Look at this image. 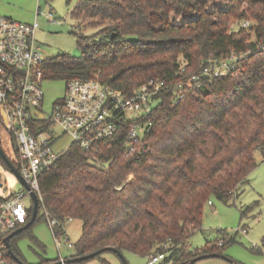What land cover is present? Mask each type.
I'll list each match as a JSON object with an SVG mask.
<instances>
[{"label": "trees", "instance_id": "16d2710c", "mask_svg": "<svg viewBox=\"0 0 264 264\" xmlns=\"http://www.w3.org/2000/svg\"><path fill=\"white\" fill-rule=\"evenodd\" d=\"M210 1L78 0L72 16L81 54L47 57L41 66L46 79L94 77L132 92L159 78L170 87L159 95L150 115L153 127L134 152L128 153L122 129L95 149L72 143L41 173L40 214L24 234L36 239L31 227L46 219L45 209L57 220L59 236L69 219L81 221L73 256L113 246L148 258L168 243L173 264H187L203 253H223L236 241L237 234L220 230L221 238L193 247L191 237L202 227L209 200L229 203L259 165L258 152L264 158V0H229V8L208 10ZM195 12L191 21H175ZM232 18L254 19L256 40L246 27L232 30ZM89 27L94 32L87 34ZM232 49L247 55L229 74L199 86L190 82L208 57ZM181 64L187 66L183 74ZM179 81L184 97L176 101L173 86ZM0 138L14 162L3 114ZM23 231L10 243L30 264L17 246ZM6 257L19 264L7 247ZM51 262L42 256L36 264Z\"/></svg>", "mask_w": 264, "mask_h": 264}, {"label": "built area", "instance_id": "2783aa9c", "mask_svg": "<svg viewBox=\"0 0 264 264\" xmlns=\"http://www.w3.org/2000/svg\"><path fill=\"white\" fill-rule=\"evenodd\" d=\"M47 16L51 18L53 14L50 12ZM249 25L248 20L242 21V27ZM38 27L37 21L27 23L0 17V110L14 140L16 160L12 162L7 157L30 187L25 186L0 156L20 183L13 190H5V182L0 180V190L4 191L0 192V264H14L6 257L5 238L29 221L33 209L31 192L35 191L38 198L41 195V173L51 167L72 143L85 149H95L122 129L125 130L128 153L134 152L143 146L147 132L153 127L150 115L159 103V95L170 87L165 79L150 78L132 92H127L94 77L70 78L65 80L63 97L53 103L50 112H45L43 81L46 78L41 66L47 57L37 44ZM261 48L264 52V45ZM246 55V51L232 49L222 57L210 56L189 80L199 86L207 79L225 76ZM186 68L185 64H181L180 74ZM173 88L176 101L184 97V82H175ZM129 112L134 113L135 118L130 119L127 116ZM59 130L69 135L71 141L56 149L55 143L60 137L56 131ZM208 203L212 204V201ZM42 211L53 231L58 250L62 242L74 246L65 231L61 236L56 233L57 220L51 218L45 209ZM222 243L221 240L219 244ZM167 246L168 243H164L165 248L149 256L148 264H173Z\"/></svg>", "mask_w": 264, "mask_h": 264}, {"label": "rangeland", "instance_id": "374dc122", "mask_svg": "<svg viewBox=\"0 0 264 264\" xmlns=\"http://www.w3.org/2000/svg\"><path fill=\"white\" fill-rule=\"evenodd\" d=\"M78 0H0V17L6 16L13 19L33 23L37 21L39 27L36 31L37 44L46 57L55 56L62 52H68L79 56L81 50L78 45L77 35L73 28L77 20L72 16V10ZM246 2L243 5L246 6ZM230 7L229 0H212L208 3V10L226 9ZM53 16L49 18L48 13ZM198 15L197 12L187 16H174L175 21L181 24L191 21ZM248 20L250 25L246 28L250 31V38L256 40L255 32L250 29L255 24L254 19H234L229 22L232 30L237 31L242 27V21ZM87 34L94 32L93 28L85 31ZM45 92L44 111L50 112L53 103L63 97L65 91L64 79H45L43 81ZM130 119L135 118L134 113H127ZM60 137L55 143L58 149L67 145L71 138L61 130L56 131ZM259 165L250 174V180L245 183L235 196H232L229 203L223 200L213 199V204H207L204 210L202 227L195 231L192 236V243L197 246L205 244L206 240L214 241L223 236L222 232H229L236 235V241L224 248L225 255L231 260L222 257H209L196 261L194 264H264V158L258 152ZM0 180L4 181L5 190H13L19 187L20 183L16 175L8 169L0 160ZM0 192H4L0 190ZM26 202L30 206V200ZM244 211L243 215L241 211ZM40 214V213H39ZM79 221L67 222V233L70 241L77 238L79 232ZM69 229H68V225ZM239 225H245L247 232H239ZM36 239L23 233L17 238V246L22 258L30 264L38 263L42 256L45 258H57L58 249L54 240L53 231L47 219L37 220L31 227ZM226 242V240L224 241ZM73 248L67 245L61 250L63 256L70 255ZM125 255V254H124ZM102 257L109 262L116 258L120 264L123 261L115 253H104ZM129 264H148V258L138 254L130 253L125 255ZM99 261L105 264L100 257H94L84 262H72L68 264H93ZM236 262V263H234ZM111 264H115L111 262Z\"/></svg>", "mask_w": 264, "mask_h": 264}, {"label": "water", "instance_id": "95a60500", "mask_svg": "<svg viewBox=\"0 0 264 264\" xmlns=\"http://www.w3.org/2000/svg\"><path fill=\"white\" fill-rule=\"evenodd\" d=\"M0 120H1V110H0ZM0 156L2 157V159H4V161L7 163V165L10 167V169L16 173V175L18 177H20V179L22 180V182L25 184V186L27 188H30L29 187V184L26 182V180H24L22 178V176L20 175V172L18 170V168H16L14 166V164L10 161V159L7 157V155L5 154L4 150L2 149L1 147V142H0ZM31 195H32V198H33V211H32V216L31 218L29 219V221L15 229L14 231H12L6 238H5V242H6V247L8 249V252L9 254L11 255V257L19 264H27L25 263L21 258L20 256H18L12 249L11 247V243H10V240L13 236H15L16 234H18L19 232H21L23 229L25 228H28L35 220V218L37 217L38 213H39V198H38V195L35 191H32L31 192ZM106 251H112L114 253H116L120 258L121 260L123 261L124 264H129L128 260L126 259L124 253L116 248V247H113V246H105V247H102L100 249H97L95 251H92L90 253H87V254H84V255H78V256H75V257H71V258H67V259H59V260H56L54 262H51V263H48V264H67V263H72V262H80V261H84V260H87V259H90V258H93L103 252H106ZM207 257H222V258H225V259H229L231 260L228 256H226L225 254H221V253H217V252H212V253H203V254H200L192 259L189 260V262L187 264H194L196 261L200 260V259H203V258H207ZM236 263V262H234Z\"/></svg>", "mask_w": 264, "mask_h": 264}, {"label": "crops", "instance_id": "0c3cea01", "mask_svg": "<svg viewBox=\"0 0 264 264\" xmlns=\"http://www.w3.org/2000/svg\"><path fill=\"white\" fill-rule=\"evenodd\" d=\"M11 18V17H10ZM212 204H213V201H212ZM212 204H209V205H212ZM40 210V209H39ZM73 221V220H77V222H78V219H69L67 222H69V221ZM67 224L68 223H66V225H65V232L67 231ZM69 226H70V224L68 225V229H69ZM78 227H79V232H78V236H77V238H75V239H73L74 241H73V245L75 244V242H76V240L80 237V235H81V231H82V224H81V221H79V225H78ZM26 229V228H25ZM24 230V229H23ZM22 230V231H23ZM242 230V232H244V233H246L247 232V228H246V226L245 225H239V228H238V231L240 232ZM20 233V232H19ZM18 233V234H19ZM18 234H16V235H18ZM195 234V233H194ZM15 235V236H16ZM66 236L68 237V239L70 240V237H69V235H68V233L66 232ZM14 237V236H13ZM12 237V238H13ZM11 238V239H12ZM11 241V240H10ZM208 240H206V242H207ZM205 242V243H206ZM63 244H62V246H61V248H60V250H58V257L57 258H52V261L54 262V261H56V260H59V259H67V258H71V257H75V256H73L74 255V252H75V248H74V246H69L67 243H65V242H62ZM191 243H192V237H191ZM68 246L69 248H73L72 249V253L70 254V255H67V256H63L62 255V252H61V250H62V248H63V246L65 247V246ZM205 245V244H204ZM192 246L193 247H202V246H197V245H194L193 243H192ZM58 249V248H57ZM104 253H114V252H112V251H106V252H103V253H101L100 254V256H95V257H100L101 259H102V261L105 263V264H111V262H113V263H115V264H120L119 262H118V260L115 258H112V260H110L111 262H109L106 258H104V257H102V255L104 254ZM131 252H124V254L125 255H127V254H130ZM116 254V253H115ZM221 254H225V250H223V253H221ZM117 255V254H116ZM118 256V255H117ZM119 257V256H118ZM94 258V257H93ZM120 258V257H119ZM146 258V257H145ZM207 258H209V257H207ZM49 259H51V258H49ZM90 259H92V258H90ZM121 259V258H120ZM87 260H89V259H87ZM85 261V260H84ZM84 261H80V262H84ZM122 261V260H121ZM68 264V263H67ZM87 264H89V263H87ZM93 264H101V263H99V261H97V262H94Z\"/></svg>", "mask_w": 264, "mask_h": 264}]
</instances>
